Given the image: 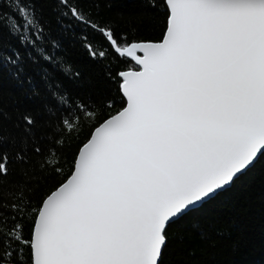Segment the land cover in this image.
<instances>
[{"label": "snow or ice", "instance_id": "obj_1", "mask_svg": "<svg viewBox=\"0 0 264 264\" xmlns=\"http://www.w3.org/2000/svg\"><path fill=\"white\" fill-rule=\"evenodd\" d=\"M128 2L162 11L161 39L94 18L101 3ZM71 48L131 65L115 73V113ZM6 85L29 104L6 111ZM82 135L68 174L34 203L38 180L64 174L65 145ZM34 157L38 178L23 167ZM258 161L264 0H0V264H175L173 227L222 236L201 217ZM15 165L25 179L5 200Z\"/></svg>", "mask_w": 264, "mask_h": 264}, {"label": "trees", "instance_id": "obj_2", "mask_svg": "<svg viewBox=\"0 0 264 264\" xmlns=\"http://www.w3.org/2000/svg\"><path fill=\"white\" fill-rule=\"evenodd\" d=\"M87 7V5L85 6ZM5 12L10 9L5 6ZM94 18L101 23H111L118 32H126L137 39L158 41L162 38L164 16L162 11L154 12L141 3H119L109 7L101 3L93 10ZM8 37L5 33V43ZM101 49L97 47V51ZM68 57L76 69L82 72L92 84V91L97 96H104L114 102V107L105 109L115 113L122 107V96L119 91L118 71L126 70L123 63H117L112 55L103 62H94L79 48H71ZM111 77V78H109ZM6 111L15 107L28 105L29 102L16 89L7 85L3 94ZM84 137L66 143L63 158L64 174L62 176L45 175L39 179L34 190L33 202L36 203L48 191L62 180L69 172L72 157ZM37 159L23 166L28 168L29 177L38 178ZM22 166H12L11 174L3 181V195L7 200L8 193L15 182L25 178L20 175ZM216 211L202 215V222L210 226V230L223 233L214 237V241H202L199 235L187 225L174 226L173 247L177 250L175 264H264V161H258L231 193L225 194L212 205ZM237 221L234 226L233 221ZM29 227H30V222ZM11 224V222H9ZM28 235V229L24 231ZM183 236V240L179 239ZM234 245H238L235 246ZM183 249L184 251H181ZM189 253H194L190 256Z\"/></svg>", "mask_w": 264, "mask_h": 264}]
</instances>
